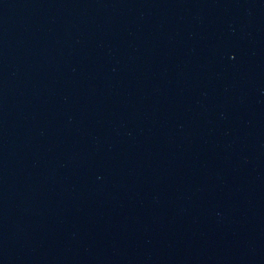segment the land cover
I'll return each mask as SVG.
<instances>
[{
	"label": "water",
	"instance_id": "95a60500",
	"mask_svg": "<svg viewBox=\"0 0 264 264\" xmlns=\"http://www.w3.org/2000/svg\"><path fill=\"white\" fill-rule=\"evenodd\" d=\"M0 264H264V0H0Z\"/></svg>",
	"mask_w": 264,
	"mask_h": 264
}]
</instances>
